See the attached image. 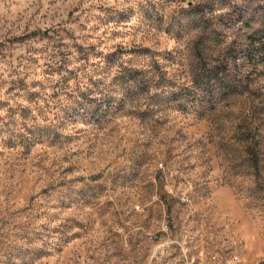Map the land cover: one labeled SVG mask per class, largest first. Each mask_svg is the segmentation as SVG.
<instances>
[{
  "label": "rangeland",
  "instance_id": "374dc122",
  "mask_svg": "<svg viewBox=\"0 0 264 264\" xmlns=\"http://www.w3.org/2000/svg\"><path fill=\"white\" fill-rule=\"evenodd\" d=\"M66 5L67 0H49L48 11L43 15L39 9L31 14L25 11L18 14L11 27L7 22L0 26V63H5L4 72L8 73V79H4V72H0V87L8 84L5 95L10 99H27L29 104L35 102L36 98L27 90L26 75L19 72L25 59L30 64L36 63L34 57L25 55L27 53L52 49L50 58L58 56L62 65L58 70L67 73L62 78L67 89L86 72L93 55L111 58L114 48L120 56L139 59L141 53L152 52L148 45L160 43L151 31L156 26L147 22L142 28L131 30L130 47L113 43L123 41L127 36L117 31L81 37V43L75 33L65 27L66 23H77L76 13L80 8ZM61 13L66 15V21L61 19ZM121 19L128 17L121 16ZM50 22H55V26ZM79 29L84 30L85 25H79ZM156 30L160 31L159 28ZM93 31L100 29L94 27ZM229 38L224 37L225 40ZM66 40L72 42L71 49L66 46ZM92 40L96 43H89ZM37 45L41 47L37 48ZM105 46L109 49L107 54L97 53L98 47ZM21 49L23 52L17 56ZM73 49L79 54L73 58L79 67H63ZM13 60L16 67H12ZM112 64L114 68H123L118 58L112 59ZM57 95L53 92L48 99L55 100ZM67 96L72 99L70 92ZM48 99L35 115L31 108H24L19 103L12 108L8 101H0V107H8L11 116L19 110L22 117L20 128L12 132L9 139L0 141V161L3 162L0 164V187L4 194V200L0 201V249L6 251L12 241L35 233L57 219L72 227L60 233L57 246H49L37 256L36 264H121L122 257L116 251L111 256L105 254L103 261L97 253L109 246L118 248L125 235L143 240L153 224L166 219L172 238L187 228L189 252L177 260V249V253L163 264H172L174 260L177 264H229V260L234 264H264V255H259L264 253V210L249 208L245 212L240 209L234 200L235 193L231 191L235 182L226 183L222 178H214L207 182L206 191H201L197 184L192 185L191 192L179 191L190 182L189 169L182 162L179 150H191L194 146L211 158L217 145L213 140L207 143L205 140L209 133L218 140L220 134L216 129L221 124L227 128L233 123L227 110L240 106L239 100L236 104L223 102L225 111H217L215 122L205 117L188 119L183 113L180 114L182 121L173 122L169 115L159 113H152L147 118L142 116L151 111V96L146 91L136 97L132 108L114 117L113 126L107 128V132L99 130L105 132L101 137L98 133L82 134V130L73 132L70 127H63L58 132L62 126L61 113L65 109L53 111L57 105L49 104ZM136 121L146 127L141 128ZM5 127L15 128L16 125L6 124ZM130 127L134 131L125 138L123 133ZM146 132L148 139L139 140ZM108 138L114 139L112 146L106 144ZM138 143L142 148H135ZM118 144L125 147L113 155L112 147ZM133 151L141 154L138 160L132 161L135 166L129 176L126 170ZM243 178L242 173H237L234 181ZM169 188L177 195L172 196ZM69 192L83 195L69 200ZM182 194H186L187 199H182ZM139 208H143V213ZM230 235L235 243L231 242ZM166 238L161 230L151 237V242L162 243ZM249 243L251 253L246 247ZM0 264H3L2 260Z\"/></svg>",
  "mask_w": 264,
  "mask_h": 264
},
{
  "label": "clouds",
  "instance_id": "9594fccd",
  "mask_svg": "<svg viewBox=\"0 0 264 264\" xmlns=\"http://www.w3.org/2000/svg\"><path fill=\"white\" fill-rule=\"evenodd\" d=\"M66 6L80 8L76 13L79 17L77 23L65 25L78 40L90 34L100 36L101 33L117 31L127 36L123 41L113 43L130 47L131 30L142 28L147 22L156 26L151 31L160 43L148 45L152 52L147 55L141 53L142 58L139 59L130 55L120 56L114 48L111 58L93 55L86 72L81 73L67 89L62 80L67 73L58 70L62 66L58 56L50 58L52 49L27 53L25 55L34 57L36 63L30 64L25 59L19 72L26 75L25 84L28 92L36 98L35 102L29 104L27 99H10L5 95L8 84L0 87V101H8L12 108L19 103L24 108H31L35 115L37 109L43 107L44 100L56 92V99H48V103L57 105L53 111H59L61 107L65 109L61 113L62 126L58 132L63 127H70L73 132L82 130V134L98 133L104 137L107 128L113 126L114 117L132 108L136 97L146 91L151 96V111L142 113V116L147 118L152 113H159L161 116L169 115L173 122L182 121L181 113L188 119L205 117L215 122L217 111H225L223 102L227 100L236 104L239 100L240 106L227 110L233 123L227 128L221 124L216 129L220 134L218 140L213 139V133H209L205 140V143L213 140L217 145L211 158L194 146L191 150H179L182 162L189 169L190 179L189 184L179 191L191 192L193 184L206 191L209 180L222 178L226 183L235 182L236 186L231 191L235 193L234 200L240 209L245 212L249 208L264 210V0H67ZM48 8L49 0H0V26L7 22L11 27L18 14L25 11L31 14L39 9L43 15ZM121 16L128 19L122 20ZM61 19L66 21V15L61 13ZM50 24L55 26V22ZM79 25H85V29L80 30ZM94 27H99L100 31L94 32ZM226 35L230 37L227 40L224 39ZM71 43L65 41L69 49ZM108 50V46L98 47L97 53L107 54ZM22 52L23 49L16 55L20 56ZM78 55L73 49L63 67L78 68L79 64L73 59ZM116 58L122 69L113 67L112 59ZM11 63L16 67L15 60ZM4 68L5 63H0V72H4ZM4 79H8L7 72H4ZM69 92L71 100L67 96ZM21 121L19 110L11 116L8 107H0V141L9 139L11 133L20 128ZM6 124H15L16 127H5ZM136 125L146 127L141 121H136ZM100 129H105V132H100ZM132 131L134 129L130 127L124 132L125 138ZM138 139H148L147 132ZM105 142L109 146L115 143L112 138ZM123 147L124 144L115 145L112 154ZM135 148H142V145L138 143ZM140 154L137 151L130 154L126 175L133 174L135 165L132 161L138 160ZM237 173H242L244 178L234 181ZM168 191L172 196L177 195L171 188ZM67 195L72 200L83 194L69 192ZM181 198L187 199V195L182 194ZM3 200L0 187V201ZM138 210L143 213V208ZM181 219L185 220L186 216ZM71 227L67 222L53 219L43 229L12 241V246L6 251L0 249V260L3 264H36L37 256L49 246H57L61 240L60 233ZM161 230L167 238L162 243L151 242V237ZM229 238L232 243L236 242L231 235ZM188 243L187 228L172 238L168 222L164 219L153 224L145 239H130L125 235L118 248L109 246L97 255L103 261L105 254L111 256L116 251L122 257L121 264H163L177 253V249V260L186 257ZM246 247L251 253V244ZM172 264H177V261H172ZM229 264H234V261L229 260Z\"/></svg>",
  "mask_w": 264,
  "mask_h": 264
},
{
  "label": "trees",
  "instance_id": "16d2710c",
  "mask_svg": "<svg viewBox=\"0 0 264 264\" xmlns=\"http://www.w3.org/2000/svg\"><path fill=\"white\" fill-rule=\"evenodd\" d=\"M258 66V65H257Z\"/></svg>",
  "mask_w": 264,
  "mask_h": 264
}]
</instances>
